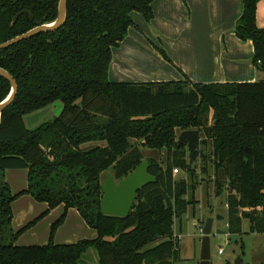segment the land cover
Wrapping results in <instances>:
<instances>
[{"label":"trees","instance_id":"1","mask_svg":"<svg viewBox=\"0 0 264 264\" xmlns=\"http://www.w3.org/2000/svg\"><path fill=\"white\" fill-rule=\"evenodd\" d=\"M241 1L234 34L252 43L251 63L262 74L255 82L200 83L184 74L177 81H110L112 49L129 27L138 29L131 13L150 22L153 0H67L59 28L0 50V68L17 84L0 118V264H80L90 250L96 264H174L179 258L174 220L196 204L192 161L177 142L178 131L187 129L199 131L201 170L206 175L212 170L215 195L227 193L228 230L240 232L246 219L248 232L264 233V27L256 25L259 0ZM58 2L0 0V43L52 23ZM9 92L10 83L0 76V102ZM55 101L62 104L59 115L26 127L24 115ZM143 149L164 151V162L145 156ZM143 159L154 181L141 186L127 216L103 214L105 174L118 181ZM174 168L185 171L189 181L175 178ZM9 169L26 171L25 188L12 192L5 179ZM22 195L46 209L14 231L11 204ZM59 205L63 212L47 244H16L25 229ZM68 209L96 231L95 238L53 243Z\"/></svg>","mask_w":264,"mask_h":264},{"label":"crops","instance_id":"2","mask_svg":"<svg viewBox=\"0 0 264 264\" xmlns=\"http://www.w3.org/2000/svg\"><path fill=\"white\" fill-rule=\"evenodd\" d=\"M151 7L154 16L150 22L140 13H131L138 29L129 27L119 46L112 49L110 81L121 82L131 76L132 82L177 81L183 74L200 83H243L262 78L251 63L252 43L234 34L235 22L242 13L241 0H153ZM256 25L264 27V0L257 3ZM147 39L171 46L168 56L172 64ZM176 40L179 43H169ZM10 170L14 169L6 170L5 176L14 190L15 185L7 179L13 178Z\"/></svg>","mask_w":264,"mask_h":264},{"label":"rangeland","instance_id":"3","mask_svg":"<svg viewBox=\"0 0 264 264\" xmlns=\"http://www.w3.org/2000/svg\"><path fill=\"white\" fill-rule=\"evenodd\" d=\"M177 42L179 43L178 40L169 41L172 45ZM153 43L158 48L163 49L168 55V50L171 46L164 47L162 46L163 43L161 44L159 40ZM149 45L153 48L151 43ZM173 47L177 48L176 46ZM127 75L131 76L130 74ZM130 78L132 76L124 78L121 82L134 81L130 80ZM61 108V102L55 101L42 109L24 115V123L27 128L33 129L59 115ZM93 144L90 143L86 146ZM143 153L147 157H154L162 162L165 160L164 151L157 152L155 150L143 149ZM188 157L189 154L187 153L186 159ZM202 163L199 156L191 163V168L194 172L193 182L195 185L197 184L191 197L196 200V204L194 206L192 204L187 205L186 211L178 219L174 220L173 229L178 238L179 250V258L174 264H199L202 239L201 229L209 218L213 220L209 235L210 264H234L237 257H240L241 264H264V233L248 232L249 224L246 219H242L241 221L240 232L231 233L228 230L226 192H223L219 196L215 195L214 185L209 178L212 170L209 167V174L206 175L201 170ZM8 174H12L13 177L12 179H10V176L7 177L15 185L14 190L11 189L13 192L25 187L26 171L24 169L10 170ZM174 176L175 178L182 177L189 181L188 174L180 168H178ZM190 193L188 190V195ZM45 209V203L37 202L29 195L17 197L11 204L12 229L16 231L33 222ZM62 212L63 207H57L49 211L32 226L25 229L19 235L16 244L21 246L47 244L51 226ZM96 235V231L84 223L76 210L72 209L71 212L68 209L63 223L56 228L52 241L54 244H69L83 239H93ZM219 250L222 252L219 253ZM96 261L95 252L90 250L82 256L80 264H96Z\"/></svg>","mask_w":264,"mask_h":264},{"label":"water","instance_id":"4","mask_svg":"<svg viewBox=\"0 0 264 264\" xmlns=\"http://www.w3.org/2000/svg\"><path fill=\"white\" fill-rule=\"evenodd\" d=\"M67 0H59L57 7V16L52 23L36 26L10 40L0 43V50L5 49L22 40L33 37L41 32L53 31L59 28L66 17ZM18 15V14H17ZM16 15V16H17ZM0 76H3L10 83V92L4 100L0 102L1 112L12 102L17 92V84L14 78L4 69L0 68ZM178 144H184L188 150L189 160L193 161L198 156L200 144V134L197 129H187L180 131ZM148 160L143 159L132 172L124 178L115 181L110 173H106L101 184L102 197L100 200V210L105 215L125 217L133 208V202L136 193L145 183L153 182L154 177L147 173ZM212 218L205 221L202 229V239L200 246L199 264H210L209 235L211 233ZM234 264H241L240 257L234 261Z\"/></svg>","mask_w":264,"mask_h":264},{"label":"built area","instance_id":"5","mask_svg":"<svg viewBox=\"0 0 264 264\" xmlns=\"http://www.w3.org/2000/svg\"><path fill=\"white\" fill-rule=\"evenodd\" d=\"M177 169L176 168H174L173 170H172V173H173V175L175 174V173H177ZM222 251L221 250H219V253H221Z\"/></svg>","mask_w":264,"mask_h":264}]
</instances>
